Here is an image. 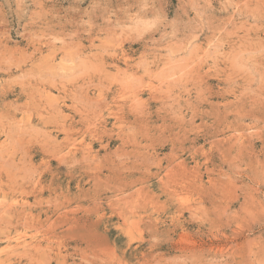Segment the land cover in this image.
<instances>
[{
    "label": "rangeland",
    "instance_id": "374dc122",
    "mask_svg": "<svg viewBox=\"0 0 264 264\" xmlns=\"http://www.w3.org/2000/svg\"><path fill=\"white\" fill-rule=\"evenodd\" d=\"M209 2L200 49L260 48L264 0ZM185 11L170 0L169 19ZM25 23L0 24V264H264V86L210 59L162 87L116 83L105 57L53 87Z\"/></svg>",
    "mask_w": 264,
    "mask_h": 264
},
{
    "label": "clouds",
    "instance_id": "9594fccd",
    "mask_svg": "<svg viewBox=\"0 0 264 264\" xmlns=\"http://www.w3.org/2000/svg\"><path fill=\"white\" fill-rule=\"evenodd\" d=\"M53 3L54 0H0V24L27 21L24 30L35 46L28 60L39 53V62L33 61V68H42L47 73L44 82L53 87L89 75L104 63L105 57L113 61L116 83L133 80L144 87L153 86L154 82L155 87H162L177 79L176 72H194L204 59H210L214 62L212 68L225 72L230 84L235 85L234 77L243 73L251 83L264 86V42L258 50L237 54L228 40L218 35L206 50L200 49L198 41L205 27L201 9L211 6L209 0H181V6L195 16H188L185 11L172 19L167 12L170 0H73L62 11L46 7ZM85 3L87 6L82 7ZM125 44L140 45L139 57H128ZM198 50L205 51L206 57H200ZM256 56L262 58L259 71ZM119 61L126 67L119 68ZM0 63L10 61L0 54ZM220 64L226 67L219 69ZM148 264L174 262L154 259ZM184 264L194 262L186 260ZM198 264L222 262L200 260Z\"/></svg>",
    "mask_w": 264,
    "mask_h": 264
},
{
    "label": "bare ground",
    "instance_id": "6f19581e",
    "mask_svg": "<svg viewBox=\"0 0 264 264\" xmlns=\"http://www.w3.org/2000/svg\"><path fill=\"white\" fill-rule=\"evenodd\" d=\"M16 238H17V237H16ZM11 241H12V240H11ZM17 242H18V241H17ZM16 244H17V243H16ZM18 247H19V246H18ZM20 248H21V247H20ZM13 250H14V249H13ZM16 252H17V251H16ZM1 254H2V253H1ZM8 255H9V254H8ZM8 255H7V256H8ZM18 256H19V255H18ZM9 257H10V256H8V258H9ZM4 259H6V258H4Z\"/></svg>",
    "mask_w": 264,
    "mask_h": 264
}]
</instances>
